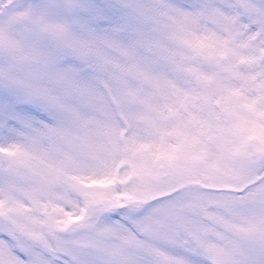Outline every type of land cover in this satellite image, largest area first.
<instances>
[{
    "label": "snow or ice",
    "instance_id": "snow-or-ice-1",
    "mask_svg": "<svg viewBox=\"0 0 264 264\" xmlns=\"http://www.w3.org/2000/svg\"><path fill=\"white\" fill-rule=\"evenodd\" d=\"M0 264H264V0H0Z\"/></svg>",
    "mask_w": 264,
    "mask_h": 264
}]
</instances>
